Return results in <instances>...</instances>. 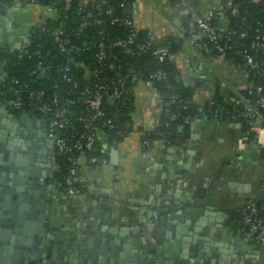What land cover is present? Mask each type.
<instances>
[{
    "label": "crops",
    "instance_id": "0c3cea01",
    "mask_svg": "<svg viewBox=\"0 0 264 264\" xmlns=\"http://www.w3.org/2000/svg\"><path fill=\"white\" fill-rule=\"evenodd\" d=\"M188 1L191 8L132 0L130 13L136 28L156 43L179 42L170 61L195 102L218 95L222 108L235 113L243 106L242 75L231 59L211 56L192 31L197 17L212 16L226 29L228 0ZM42 19L39 6L16 0L0 12V46L24 47ZM6 77L0 63V86ZM1 94V264H264V247L237 222L246 201L264 198L262 119L247 130L235 119L195 118L172 143L159 139L144 146L142 133L156 128L163 101L153 84L136 79L127 135L104 143L106 165L80 158L83 187L70 196L54 179L43 119L18 111ZM254 138L258 147L244 142Z\"/></svg>",
    "mask_w": 264,
    "mask_h": 264
},
{
    "label": "trees",
    "instance_id": "16d2710c",
    "mask_svg": "<svg viewBox=\"0 0 264 264\" xmlns=\"http://www.w3.org/2000/svg\"><path fill=\"white\" fill-rule=\"evenodd\" d=\"M70 8H64V0H19L20 3L25 5H36L39 7L53 4L54 9L57 13V17L50 15L46 17V24L43 29L36 28L35 25L30 28L29 37L27 43L22 48H11L0 46V63L3 64L7 77L4 83L0 86L1 99L4 102L11 104L12 100L21 99L22 104L18 111H25L29 114H34L43 119L44 125H47L49 116L36 110L32 106V98H29V91L33 90L38 92L43 90V95L40 99L43 101L51 102L53 97L59 99L58 105L64 104V100L72 95L67 93L72 88L73 82H77L80 86H83L87 80L83 79L85 69L80 63L85 64L88 68H92L96 65V57L94 50H84L79 54L73 53L72 57L74 60L67 59L66 53L61 52L57 47L56 35L54 34L55 28H57L61 22H67V25L71 28H76L78 25V14L76 12L77 0H69ZM173 3L177 0H171ZM16 0H0V12H4L6 7L12 6ZM127 2L129 5L132 0H96V3L110 5L115 13H122L123 8L121 3ZM237 9V13H232V8ZM225 14L228 18L227 28L221 30L218 28L216 17H209L210 22L216 27L217 32L221 35V44L224 47V53L221 54L237 63H242L240 52L246 50L249 54H252L255 59L262 64L258 70L257 75H260V80L264 78V49L255 48L251 46L254 40L256 30L264 33V1L254 2L252 0H232L230 6L225 7ZM231 28L237 29L238 31L246 30L247 35L245 37H238L237 34L230 32ZM101 31V33H100ZM129 29L123 25L117 23H111L110 17L106 15L101 16V22L99 24H91L83 28L80 33L73 34L72 39L76 43L83 41H91L94 44L97 43L98 39L102 36L110 38L125 37ZM136 40H150L154 45H163L167 48V53L164 56L163 61H159L150 50L139 51L135 45H132L133 53H126L123 49L112 48L111 52L116 54L117 58L121 60L122 72L127 74V71L132 70L136 74V79H145L147 74L158 68L165 70L168 74L166 79L154 80L153 86L160 92L162 96V107L160 110L159 122L155 129L151 131H145L142 133V142L148 141V146L153 141L163 139L166 143H172L178 129L183 128L187 130L190 126V122L195 118L207 117V118H229L242 121L246 124L247 130L251 123L255 119L245 118L238 116L233 118L234 114L230 108H222V98L215 95L214 98L207 100L203 104H199L193 100V89L189 86L183 85L177 81L176 69L170 61V55L179 45L178 41H174L171 38L162 42L156 43L147 34L139 30L136 33ZM202 42L207 52L211 56H219L217 54L214 44L207 39H203ZM39 50V54H35V51ZM45 64H49L51 67L45 71L43 76H40L39 72L31 74V71L36 67L39 61ZM66 62H69L70 69L68 74L72 76V82L63 81L60 77L62 68ZM255 76V75H254ZM252 74L250 79H256ZM13 78H16L21 83H25L22 87V91L19 94L14 92L15 84L11 82ZM258 79V78H257ZM256 79V80H257ZM128 82L133 84L131 77L127 78ZM174 89L177 94L176 98L170 97V90ZM244 97L250 96L247 93V89H243L242 92ZM212 102V103H210ZM133 98L132 92L129 95L128 103L121 105L117 103L114 106L104 105L102 115L98 116L93 121V128L96 136V149L93 152L81 151L73 149L69 152H60L57 148L53 147L54 158L56 169L54 172V179L59 185L62 192L67 194V183L66 180L70 175V167L72 161L69 157L77 158L78 172L72 175L73 188L78 190L80 193L83 183L79 180V160L82 156L86 159L92 155H105L104 143H117L121 141L128 133L126 126L128 119L130 118L132 110ZM52 105V104H51ZM78 108H81V103H76ZM16 109V108H15ZM241 110V109H240ZM189 117L190 121L186 122L185 118ZM111 118L114 126L109 127L107 119ZM68 125L64 129H57V135L63 138H67V142L71 144L77 137V131L81 129V125L74 117H69ZM262 124L264 125V111ZM252 132H248V138L253 137ZM147 146V145H144ZM107 158V157H106ZM258 204L264 205L263 199H252ZM264 220V213L261 214ZM241 217V210L237 215L238 229L246 234V229L241 228L239 223ZM250 240V239H249ZM251 241V240H250ZM252 242V241H251ZM253 243V242H252ZM264 247V246H262Z\"/></svg>",
    "mask_w": 264,
    "mask_h": 264
},
{
    "label": "built area",
    "instance_id": "2783aa9c",
    "mask_svg": "<svg viewBox=\"0 0 264 264\" xmlns=\"http://www.w3.org/2000/svg\"><path fill=\"white\" fill-rule=\"evenodd\" d=\"M177 3L191 8L188 0H177ZM228 3L231 5L232 0H228ZM121 5L123 12L118 14L114 12L110 5L102 7L101 4L96 3V0H77L76 12L79 18V20L77 19V27L70 28L67 22H61L54 30L57 47L61 52L66 53L67 59L70 58V60H74V57H72L73 53L79 54L84 50L95 47L94 55L97 62L92 68H88L85 64L80 63L85 69L83 79L87 81L83 86H80L77 82H73L72 88L67 91V93L72 96L67 97L64 100V104L55 106L59 103V99L56 97H53L51 102L41 100L40 96L43 95V90L38 92L33 90L29 91V98L34 100L32 102L33 108L49 116L47 125L45 126V132L52 146L57 148L60 152L65 153L73 149L85 150L88 152L95 151L96 136L92 124L98 116L102 115L103 106H114L117 103L123 105L128 103L129 95L132 92V84L128 82L127 78L130 76L134 81L136 74L132 70L127 71V74H123L121 70V60L117 58L116 54L111 52L112 48L123 49L126 53H133L131 47L135 45L136 49L139 51L150 50L160 62L164 60V56L167 53V48L163 45H154L150 40H136V33L139 30L136 28L130 13L131 4L129 5L127 2H122ZM40 8L43 11V19L35 24V27L43 29L46 24L47 16L54 15V17H57L58 15L53 4H48ZM64 8H70L69 0H64ZM232 13H237L235 7L232 8ZM102 15L110 17L111 23H117L128 28L129 31L127 35L125 37L119 36L115 38L102 36L95 44L91 41H83L80 44L73 41V34L80 33V31L88 25L99 24ZM192 31L199 41L207 39L212 42L217 54L221 55L224 53V47L221 44V35L210 22L209 17H197L195 19V27ZM230 32L232 34H237L240 38L247 35L246 30L237 32V29L231 28ZM251 46L264 49V33L256 30ZM39 53V50L35 51V54ZM240 54L242 63H237L235 66L245 81L244 88L247 89V93L252 97H243L242 109L235 111L232 117L242 116L259 120L263 118L264 111V78L260 80V75H257L262 64L246 50L241 51ZM50 67L49 64L44 65L40 60L31 71V74L39 72L40 76H43L45 71ZM69 69V62H66L60 73V77L63 81L72 82V76L68 74ZM251 74L253 76L255 75L256 77H254L258 79H250ZM167 76L168 74L165 70L158 68L149 72L143 81L146 84L152 85L154 80L166 79ZM11 82L16 85L14 88L16 94H19L22 91V87L25 86V83L19 82L16 78H13ZM170 97H177L173 88L170 90ZM79 102L81 103V108L76 106V103ZM21 104V99H14L11 101V106L16 109L19 108ZM70 116L74 117L81 125V129L77 131L76 139L71 144L67 142V138L58 136L56 132L57 129H64L67 127ZM185 121H190V118L186 117ZM107 124L109 127L114 126L111 118L107 119ZM143 144L148 146L149 143L148 141H143ZM69 159L72 161V166L69 170L70 175L66 180L67 194L73 196L78 193V190L71 186L72 175L78 172L77 158L70 156ZM87 162L91 166L99 167L106 165L108 160L104 155L92 154L87 158ZM262 213H264V205L258 204L255 200L251 199L246 201L241 208V217L239 220L241 228L247 230V238L258 246H264V220L261 216Z\"/></svg>",
    "mask_w": 264,
    "mask_h": 264
},
{
    "label": "water",
    "instance_id": "95a60500",
    "mask_svg": "<svg viewBox=\"0 0 264 264\" xmlns=\"http://www.w3.org/2000/svg\"><path fill=\"white\" fill-rule=\"evenodd\" d=\"M230 6V5H229ZM225 104L226 105H231L232 106V102L231 101H229V100H226L225 101ZM9 106V105H8ZM10 108V107H9ZM223 108H224V106H223ZM17 111V110H16ZM45 135H46V132H45ZM47 136V135H46ZM244 142L245 143H247V144H250V145H252V146H255V147H258L259 146V143H258V139L257 138H254V139H252V140H244ZM50 204H47L46 206L48 207ZM6 222V221H5ZM4 222V223H5ZM3 224V223H2ZM18 224H19V222H18ZM17 237H19V239H20V235L19 236H17ZM5 241H7V238H5ZM13 242V241H12ZM245 244L246 245H248V243H246L245 242ZM12 249V246L11 245H8V246H6L5 248H4V252H3V254L4 255H7L8 253H7V251H10ZM146 258V256L145 255H142V258H141V260L143 259V262H144V259ZM4 262V261H3ZM0 264H1V262H0ZM3 264V263H2Z\"/></svg>",
    "mask_w": 264,
    "mask_h": 264
}]
</instances>
